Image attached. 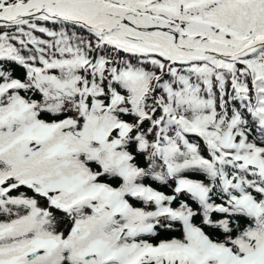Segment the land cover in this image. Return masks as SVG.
<instances>
[{"label":"snow or ice","instance_id":"6c2138e0","mask_svg":"<svg viewBox=\"0 0 264 264\" xmlns=\"http://www.w3.org/2000/svg\"><path fill=\"white\" fill-rule=\"evenodd\" d=\"M0 264H264V0H0Z\"/></svg>","mask_w":264,"mask_h":264}]
</instances>
